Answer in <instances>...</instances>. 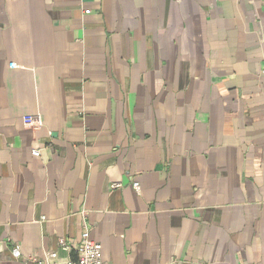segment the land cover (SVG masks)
Here are the masks:
<instances>
[{
  "label": "crops",
  "instance_id": "crops-1",
  "mask_svg": "<svg viewBox=\"0 0 264 264\" xmlns=\"http://www.w3.org/2000/svg\"><path fill=\"white\" fill-rule=\"evenodd\" d=\"M263 56L264 0H0V264H264Z\"/></svg>",
  "mask_w": 264,
  "mask_h": 264
},
{
  "label": "built area",
  "instance_id": "built-area-1",
  "mask_svg": "<svg viewBox=\"0 0 264 264\" xmlns=\"http://www.w3.org/2000/svg\"><path fill=\"white\" fill-rule=\"evenodd\" d=\"M85 12H89V10L87 9ZM262 72L264 74V69ZM23 121L28 126L38 127L42 125L39 115L24 117ZM32 153L33 155H39L40 151L33 149ZM134 187L138 189L137 184H134ZM58 244L62 249H73L75 258L62 261L59 259L56 250L45 252L41 257H24L19 244L13 245L11 255L16 264H106L103 258L102 245L91 237L90 228L87 225L84 226L77 243L68 239H60Z\"/></svg>",
  "mask_w": 264,
  "mask_h": 264
}]
</instances>
